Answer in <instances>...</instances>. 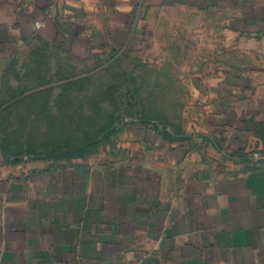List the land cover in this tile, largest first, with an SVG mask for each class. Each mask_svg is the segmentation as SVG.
I'll return each instance as SVG.
<instances>
[{"label": "crops", "instance_id": "obj_1", "mask_svg": "<svg viewBox=\"0 0 264 264\" xmlns=\"http://www.w3.org/2000/svg\"><path fill=\"white\" fill-rule=\"evenodd\" d=\"M39 45L76 66L158 49L175 115L83 157L0 144V264H264V0H0V93Z\"/></svg>", "mask_w": 264, "mask_h": 264}, {"label": "rangeland", "instance_id": "obj_2", "mask_svg": "<svg viewBox=\"0 0 264 264\" xmlns=\"http://www.w3.org/2000/svg\"><path fill=\"white\" fill-rule=\"evenodd\" d=\"M38 49L45 56L18 64L0 93V142L16 162L53 160L37 153L63 142L85 144L114 123L129 125L160 108L175 115L170 102L177 97L178 75L156 72L158 49L157 57L125 51L82 66L67 64L45 45ZM161 98L167 107H159ZM246 157L259 158L255 153Z\"/></svg>", "mask_w": 264, "mask_h": 264}, {"label": "trees", "instance_id": "obj_3", "mask_svg": "<svg viewBox=\"0 0 264 264\" xmlns=\"http://www.w3.org/2000/svg\"><path fill=\"white\" fill-rule=\"evenodd\" d=\"M77 83V82H74ZM73 84V83H71ZM69 85V84H68ZM116 123H114L110 128L103 130L95 139L92 141H89L85 144H75L72 142H63L60 144H57L53 146L52 148H49L45 150L44 152L37 153L38 157L42 156V158H51V159H67V158H73V157H83L88 154H90L93 149L103 142V140L109 135L105 134L107 131H109ZM155 130L159 131L161 128L163 129V132H165V136L169 139L171 138V135L167 131V125L165 122L158 121L153 126ZM1 147L4 149L5 152L9 153L11 156L12 154L6 149L2 143L0 142Z\"/></svg>", "mask_w": 264, "mask_h": 264}, {"label": "built area", "instance_id": "obj_4", "mask_svg": "<svg viewBox=\"0 0 264 264\" xmlns=\"http://www.w3.org/2000/svg\"><path fill=\"white\" fill-rule=\"evenodd\" d=\"M35 26H36V28H38V29H39V28H41V26H42V23H41V22H36V23H35Z\"/></svg>", "mask_w": 264, "mask_h": 264}, {"label": "water", "instance_id": "obj_5", "mask_svg": "<svg viewBox=\"0 0 264 264\" xmlns=\"http://www.w3.org/2000/svg\"><path fill=\"white\" fill-rule=\"evenodd\" d=\"M119 124H117V126H118Z\"/></svg>", "mask_w": 264, "mask_h": 264}]
</instances>
